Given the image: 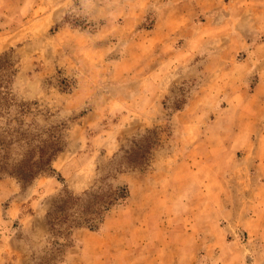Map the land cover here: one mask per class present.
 <instances>
[{
  "label": "rangeland",
  "instance_id": "374dc122",
  "mask_svg": "<svg viewBox=\"0 0 264 264\" xmlns=\"http://www.w3.org/2000/svg\"><path fill=\"white\" fill-rule=\"evenodd\" d=\"M3 54L25 125L65 129L54 173L0 178V264H264V0H0ZM108 187L96 231L51 235L63 189Z\"/></svg>",
  "mask_w": 264,
  "mask_h": 264
},
{
  "label": "trees",
  "instance_id": "16d2710c",
  "mask_svg": "<svg viewBox=\"0 0 264 264\" xmlns=\"http://www.w3.org/2000/svg\"><path fill=\"white\" fill-rule=\"evenodd\" d=\"M14 67L7 54L0 56V178L10 177L25 187L40 176L54 173L52 162L64 148L65 126L59 124L44 129H30L25 125L23 118L30 114L31 104L17 102L15 99L12 90L16 73ZM24 126L27 128L24 129ZM155 142L150 141L149 133L132 141L133 148L125 151L122 165L140 167L147 160ZM15 154H19V160L12 159ZM134 154L135 157L131 158L130 155ZM127 197L125 187H108L106 190L99 188L97 191H85L81 195L63 189L50 202L45 224L52 236L61 239H69L76 229L96 231L103 223L105 214ZM52 245V253L56 257L60 252V244L54 241Z\"/></svg>",
  "mask_w": 264,
  "mask_h": 264
}]
</instances>
